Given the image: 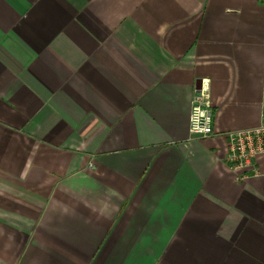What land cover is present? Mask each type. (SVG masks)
Instances as JSON below:
<instances>
[{"label":"crops","instance_id":"1","mask_svg":"<svg viewBox=\"0 0 264 264\" xmlns=\"http://www.w3.org/2000/svg\"><path fill=\"white\" fill-rule=\"evenodd\" d=\"M263 109L264 0H0V264H264Z\"/></svg>","mask_w":264,"mask_h":264},{"label":"built area","instance_id":"2","mask_svg":"<svg viewBox=\"0 0 264 264\" xmlns=\"http://www.w3.org/2000/svg\"><path fill=\"white\" fill-rule=\"evenodd\" d=\"M193 91L189 111V134L191 138H204L213 134V108L207 80L199 79ZM228 138L225 160L237 180L245 179L248 171L256 172L254 161L258 154H264V109L260 122L226 132Z\"/></svg>","mask_w":264,"mask_h":264},{"label":"water","instance_id":"3","mask_svg":"<svg viewBox=\"0 0 264 264\" xmlns=\"http://www.w3.org/2000/svg\"><path fill=\"white\" fill-rule=\"evenodd\" d=\"M198 83L200 84V81L198 80Z\"/></svg>","mask_w":264,"mask_h":264}]
</instances>
